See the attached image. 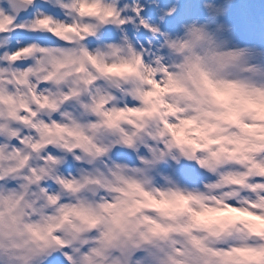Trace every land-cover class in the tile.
I'll return each mask as SVG.
<instances>
[{
    "label": "clouds",
    "instance_id": "obj_1",
    "mask_svg": "<svg viewBox=\"0 0 264 264\" xmlns=\"http://www.w3.org/2000/svg\"><path fill=\"white\" fill-rule=\"evenodd\" d=\"M0 264H264V0H0Z\"/></svg>",
    "mask_w": 264,
    "mask_h": 264
}]
</instances>
